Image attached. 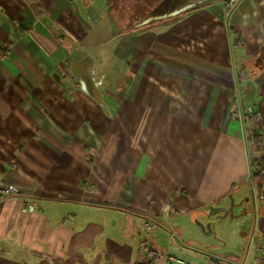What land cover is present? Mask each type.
I'll list each match as a JSON object with an SVG mask.
<instances>
[{"label": "crops", "instance_id": "obj_1", "mask_svg": "<svg viewBox=\"0 0 264 264\" xmlns=\"http://www.w3.org/2000/svg\"><path fill=\"white\" fill-rule=\"evenodd\" d=\"M226 2L147 25L108 0H0V186L19 192L0 193V264H264V177L245 181L264 145H244L264 0Z\"/></svg>", "mask_w": 264, "mask_h": 264}, {"label": "rangeland", "instance_id": "obj_2", "mask_svg": "<svg viewBox=\"0 0 264 264\" xmlns=\"http://www.w3.org/2000/svg\"><path fill=\"white\" fill-rule=\"evenodd\" d=\"M108 1H109L108 13H110L111 16L106 14L107 19H111L114 17V15H116L118 18L125 17V19H128V22H132V20L134 21V20L143 19L146 17L157 19L158 17L160 18V17H163L164 15H169V14L172 15V13L174 12H180L179 10L185 7H189L187 5L190 3L193 4V6H196V5L203 4L207 2L208 0H108ZM172 16H178V13ZM114 21H115V18H114ZM164 21H169V18L160 19V21L158 19V20L152 21L151 24L152 25L160 24L161 22L163 23ZM185 221L186 219H183L181 223L185 224L184 226L185 229L190 228L191 230H188V231L186 230V232L184 233L185 236H181L182 240L183 239L184 240H188V239L198 240L199 239L198 237L205 239V236L210 237V239H213L211 235L209 236H207L208 234L202 235L201 233L203 232L202 229L196 224L193 225L194 228L196 229L195 230V229H192ZM211 222H213V224L212 225L210 224V225L214 226V229L216 230L217 233L223 234L225 240L231 241V239L236 238V236H234V230L236 228L235 226L237 224V220H234L232 224H230L229 221L217 222V221H214L213 219ZM203 223L205 226L207 225L206 221H204ZM237 237H240V235ZM159 241L163 243V245L169 246L170 241L168 240H159ZM177 244H175L174 247L177 246ZM169 253L174 257L184 259V261H187V262L189 261L190 263L192 262V257L189 256L188 258H186L182 252L180 253L178 250L174 248L169 249Z\"/></svg>", "mask_w": 264, "mask_h": 264}, {"label": "built area", "instance_id": "obj_3", "mask_svg": "<svg viewBox=\"0 0 264 264\" xmlns=\"http://www.w3.org/2000/svg\"><path fill=\"white\" fill-rule=\"evenodd\" d=\"M237 0H227L226 2V10H231L234 6L235 2ZM193 4H189L187 6H191ZM6 56L5 52L0 53V60L3 59ZM100 83V81H98ZM81 87L86 90L85 85L81 82ZM238 116L245 121L246 119H250L252 122H258L260 119V114L258 112L256 113H249V114H241L239 110H236ZM263 144L264 145V130L260 133H256L254 129L250 128L246 132V135L244 137V145L246 150H249L251 146L255 144ZM248 173L245 178V181L250 183L251 186H255L256 182L264 177V154H262L259 157H254L249 155L248 152ZM0 193L3 195H17L19 192L17 188H15L13 185H6V186H0ZM34 207L30 204H27L24 207V211H32ZM144 226L149 229L151 227V224L149 222H146ZM166 261L168 264H188L186 261H184L181 258L174 257L172 255L166 256Z\"/></svg>", "mask_w": 264, "mask_h": 264}, {"label": "flooded vegetation", "instance_id": "obj_4", "mask_svg": "<svg viewBox=\"0 0 264 264\" xmlns=\"http://www.w3.org/2000/svg\"><path fill=\"white\" fill-rule=\"evenodd\" d=\"M190 4H191V3H190ZM188 5H189V4H188ZM170 16H171V15L169 14V15H164L163 17H160V18H157V19H156V18H155V19L151 18V20H149V21H153V20L155 21V20H158V19L160 20V19H164V18H167V17H170Z\"/></svg>", "mask_w": 264, "mask_h": 264}, {"label": "trees", "instance_id": "obj_5", "mask_svg": "<svg viewBox=\"0 0 264 264\" xmlns=\"http://www.w3.org/2000/svg\"><path fill=\"white\" fill-rule=\"evenodd\" d=\"M151 23H152V21H150L147 25H150ZM259 60L264 63V56L262 58H260Z\"/></svg>", "mask_w": 264, "mask_h": 264}]
</instances>
